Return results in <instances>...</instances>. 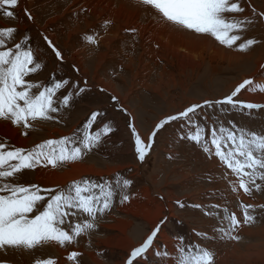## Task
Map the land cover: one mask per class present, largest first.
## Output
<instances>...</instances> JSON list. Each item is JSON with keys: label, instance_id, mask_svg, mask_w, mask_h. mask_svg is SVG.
Returning a JSON list of instances; mask_svg holds the SVG:
<instances>
[{"label": "rangeland", "instance_id": "374dc122", "mask_svg": "<svg viewBox=\"0 0 264 264\" xmlns=\"http://www.w3.org/2000/svg\"><path fill=\"white\" fill-rule=\"evenodd\" d=\"M72 1L20 0L19 7L14 10L15 19L4 16L0 10V28L15 27L17 41L25 35L30 37V46L43 66L31 74L32 82L47 84L53 73L56 79H68V88L57 94L61 97L72 84L87 88L82 95L74 97L70 107L61 110L59 123L34 122L27 136L22 134V129L0 120V142L31 149L46 139L72 136L82 128L91 112L101 111L103 116L98 121L109 123L113 128L107 139L114 143L106 147L109 150L100 144L81 160L55 169L49 166L41 170H24L19 174V181L38 183L42 187L66 186L72 180L46 185L51 175L48 172L54 170L64 175L71 172L72 163L85 165L81 166L90 174H99L83 175L76 180L83 177L114 180L118 174L132 181L126 190L130 200L121 204L117 195L111 211L98 220V228L72 246V250L82 252L80 264H123L130 252L128 249L139 245L153 228L151 224L155 221L149 222L148 218L157 210H160L159 221L165 217L167 221L154 243L156 246L166 244L171 250L177 234L183 236L185 242L196 243L194 229L211 233L216 220L205 215L209 205H220L221 215L224 207L239 214L241 202L257 205L253 213L256 222L241 229L239 241L216 239L210 242L216 264H264V210L258 207L264 204V183L257 181L262 187L253 189L251 197L244 196L241 190L237 198L224 178L225 172L230 174V170L215 156L212 157L218 166L208 165L207 159L211 157L207 153L194 142L182 141L180 136L184 132L179 122H172L157 133L141 162L135 154L129 128V123L133 122L147 141L155 124L165 115L175 114L192 102L202 103L205 99L215 100L230 94L238 82L251 77L258 68V60L264 58V25L256 23L243 34L261 41L246 53L228 49L214 38L194 33L183 34L168 43L152 33V39L145 45L150 48L148 57L142 59L140 47L143 42L136 34L134 38L130 37V32L145 29V38L150 36L146 27L150 22L158 23L153 16L148 21L146 14H142L137 22L129 21L123 28L114 29L110 24L119 15L120 0H111V5L105 7L106 13L102 14L100 10H89L91 0H76V5ZM244 6L246 11L251 7L262 10L264 1L244 0ZM25 8L32 14V20L25 15ZM103 16L110 18L109 25L100 26ZM93 34L97 35L98 43H87L85 35ZM44 36L61 51L63 60L57 59ZM165 44H168L167 48ZM259 69L262 70L261 66ZM261 78L264 83V70ZM113 95L118 97V103L111 99ZM253 97L264 101V93L258 92V96ZM238 99L244 100L241 95ZM204 111L210 117L206 123L201 121L206 139L210 138V129L217 119L225 127H231V121L238 128L264 134V109L249 113L229 106L223 113L219 109ZM224 197L228 202L223 200ZM176 201L183 202L185 207H179ZM197 204L203 207L193 206ZM66 256L65 249L46 244L34 250H0V264H35L37 259L45 258H55L59 264H66ZM142 264H160V260L150 251L147 261Z\"/></svg>", "mask_w": 264, "mask_h": 264}, {"label": "snow or ice", "instance_id": "6c2138e0", "mask_svg": "<svg viewBox=\"0 0 264 264\" xmlns=\"http://www.w3.org/2000/svg\"><path fill=\"white\" fill-rule=\"evenodd\" d=\"M137 4L156 21L166 27L188 31L197 35L214 38L220 45L237 52L246 53L261 41L247 38L244 33L256 23L264 25V10L250 8L246 11L244 0H136ZM20 0H0L3 15L15 19L14 10ZM25 15L32 20V14L24 9ZM105 26L110 21H105ZM132 31H136L132 29ZM15 27L0 28V120L22 129L24 136L33 127L34 122L56 121L62 109L71 106L74 97L87 91L78 83L68 88V79H56L55 73L47 84L31 81V74L37 73L43 66L30 46V37L16 40ZM58 60H63L61 51L47 36L43 37ZM89 44H97V35H85ZM264 70V65H261ZM86 83V82H85ZM104 91L103 88L100 89ZM244 91L264 93V83L253 78H244L238 82L230 94L220 99H205L202 103H192L175 114H167L154 126L147 141L142 138L133 122L129 123L134 140V151L143 162L151 149L157 133L172 122H179L184 132L180 139L194 142L209 157L215 156L230 170L225 172L233 193L251 197L253 189L260 190L264 183V134L238 128L229 121L231 127L217 119L210 129V138H205V127L209 116L205 109H219L224 112L231 109H264V104L238 99ZM111 99L119 102L113 95ZM127 112L126 109L121 108ZM101 111H93L82 128L72 136L59 139H46L31 149L0 142V250H34L46 244H55L67 251L66 264H80L82 252L72 250L78 239L89 236L98 228V220L110 212L115 198L119 195L121 204L130 200L127 189L132 181L118 174L114 180L100 181L90 177L73 180L66 186H41L38 183H22L19 174L24 170L40 167L53 169L69 162L81 160L87 153L96 149L113 131L109 123L98 121ZM199 117V120L197 119ZM216 124L219 127H216ZM94 125L95 130H94ZM186 129V131H184ZM235 177V179H230ZM260 181L262 183H257ZM181 208L185 204L176 201ZM202 208L203 205H193ZM240 213L211 204L205 215L216 220L211 233L193 230L197 242H185L177 234L173 238L171 250L168 246H156L155 241L167 218L160 220L146 238L130 249L124 264H142L148 254L160 260V264H216L215 252L210 242L216 239L239 241V232L245 226L256 222L257 205L240 203ZM264 210V204L258 206ZM35 264H59L55 258L37 259Z\"/></svg>", "mask_w": 264, "mask_h": 264}, {"label": "bare ground", "instance_id": "6f19581e", "mask_svg": "<svg viewBox=\"0 0 264 264\" xmlns=\"http://www.w3.org/2000/svg\"><path fill=\"white\" fill-rule=\"evenodd\" d=\"M121 1V4H120V9L117 11L119 13L118 17H116V21L115 22H111V28H114V29H119V28H123L125 25H127L129 23V21H138L139 17L142 16V14H146V17H147V20L150 19V15L148 12L144 11L138 4L135 0H120ZM264 1V0H263ZM72 3H74V5L77 4V1L76 0H73ZM114 3V2H113ZM83 6H85L86 4L85 3H82ZM111 5V0H91V4H90V9L89 10H92V11H97L99 12V10L101 12L99 13H106V10H105V7H108ZM252 8V7H251ZM258 11L260 9L256 8ZM264 10V6H263V9ZM247 11H250V9L248 8ZM103 21L100 22V26H103L105 23V21H108L110 18L109 17H105L103 16ZM149 21V20H148ZM147 21V22H148ZM107 24V25H109ZM125 24V25H124ZM124 25V26H123ZM146 29H148L150 32V36H148L147 38H145L144 34H143V31L145 30H141V29H136L137 32L135 31H132L131 30V35L130 37L134 38L135 34L142 40V45H141V50L143 52L142 54V59H144V57H148L147 55V51L150 49L149 47H145L146 45V42L147 40H151L152 39V33L154 35V33H156L160 39L162 40H165L167 43L171 40V39H177V38H180L181 35L184 36L183 34L185 35H191L192 33L188 32V31H184V30H179V29H175V28H172V27H166L164 26L163 24H160V23H156L153 25V23H149L148 27H146ZM107 45V43H105ZM181 45H178L177 47H180ZM168 47V44H165V48ZM236 53V52H235ZM264 61V58L263 59H259L258 60V70L256 69L252 74H251V77L250 78H253L255 81L257 82H261L263 83V79L261 78V71L259 68L260 66L262 65ZM107 88V89H110L109 87L107 86H103V88ZM110 92V91H109ZM254 94H257V95H254ZM253 96H258V92H255V91H242V94H241V98L244 99L245 101H249V102H254V103H259V104H264V101L261 100V99H257V98H254ZM193 103V102H192ZM190 103V104H192ZM1 131V130H0ZM193 147V146H192ZM192 149H195L194 147ZM195 154V152H193ZM105 155V154H104ZM200 155V154H199ZM198 156V155H197ZM193 157V156H192ZM201 157V156H200ZM199 157V158H200ZM202 158V157H201ZM199 160V159H198ZM202 161V159H201ZM203 162H206V161H203ZM216 159L211 157V158H208L207 159V163L208 165H217L216 163ZM206 163V164H207ZM78 165H74V166H71L70 169H71V172H68V173H65L64 175H59L57 173L54 172V170H50L48 172V174H51L50 175V180L48 183H46V185H53V184H58V183H62V182H65V181H70V180H76L78 177L80 176H83V175H88L90 174L89 170L82 167L81 165L83 164H79L77 163ZM215 165V166H216ZM85 166V165H83ZM207 166V165H206ZM205 166V167H206ZM214 166V167H215ZM218 166V165H217ZM215 169V168H214ZM209 170L211 171V169L209 168ZM219 171H221L219 169ZM213 172V169L212 171ZM213 174V173H212ZM90 175H99L97 173H91ZM40 177V175H39ZM231 176L229 175V178ZM234 178V177H233ZM232 179V178H231ZM226 181H228L227 179H225ZM224 181V180H223ZM229 186V185H228ZM231 187V186H229ZM241 193V192H240ZM235 194V193H234ZM226 195V193L224 194ZM223 200H225V197L223 198ZM198 201V200H197ZM227 200H225L226 202ZM228 202V201H227ZM199 203V202H198ZM156 210V209H155ZM161 218L160 216V210H157L155 211V214L150 216L148 218V221L151 222V221H155L154 222V225H152V227L155 226L156 223H158L159 219ZM133 247V246H132ZM132 247H130L128 250H130ZM129 252V251H128ZM226 252V251H225ZM62 253V252H61ZM227 254V253H226ZM149 255V254H148ZM229 256V254H228ZM144 261H142L143 263ZM124 264V263H123Z\"/></svg>", "mask_w": 264, "mask_h": 264}, {"label": "crops", "instance_id": "0c3cea01", "mask_svg": "<svg viewBox=\"0 0 264 264\" xmlns=\"http://www.w3.org/2000/svg\"><path fill=\"white\" fill-rule=\"evenodd\" d=\"M108 139L106 138V139H104L102 142H101V146H103V148L105 149L108 145H111L112 143H114V141H110V140H108ZM114 145V144H113ZM113 145H112V147H111V149L113 148ZM110 148H106V150H109ZM74 165H78L77 163H72V166H74ZM68 166V165H67ZM43 167H40V168H38V170H41ZM36 176V175H35ZM75 180V179H74ZM73 181V180H72Z\"/></svg>", "mask_w": 264, "mask_h": 264}]
</instances>
